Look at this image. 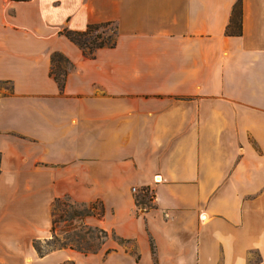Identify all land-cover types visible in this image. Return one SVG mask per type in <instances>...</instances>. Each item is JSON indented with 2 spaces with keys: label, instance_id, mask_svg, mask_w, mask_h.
<instances>
[{
  "label": "crops",
  "instance_id": "obj_1",
  "mask_svg": "<svg viewBox=\"0 0 264 264\" xmlns=\"http://www.w3.org/2000/svg\"><path fill=\"white\" fill-rule=\"evenodd\" d=\"M235 1L0 0V264H264V0L230 35ZM104 21L92 58L60 32ZM55 197L101 201L96 252L36 253Z\"/></svg>",
  "mask_w": 264,
  "mask_h": 264
},
{
  "label": "trees",
  "instance_id": "obj_2",
  "mask_svg": "<svg viewBox=\"0 0 264 264\" xmlns=\"http://www.w3.org/2000/svg\"><path fill=\"white\" fill-rule=\"evenodd\" d=\"M15 1H25V0H15ZM241 0H236L232 6L228 23L225 27L226 34L237 35L241 31ZM113 25V35H105L103 29L107 26ZM115 25L110 21L104 22H91L86 24L83 30H71L63 28L60 32L64 34L71 42L77 45L82 53L89 58L94 57V52L100 47H113L116 40V32L114 31ZM51 65L49 68V75L57 82L58 86L63 87L66 75L69 69L72 66V63L69 59L59 51H54L51 54ZM7 82L0 81V84H5ZM150 188L142 187L135 194L136 205L142 208H149L150 205L147 204V201L153 198V192L149 195ZM98 206V210L96 207ZM103 205L101 201L95 200L88 203L85 207V212L77 209L73 206L72 203L68 201L67 198L55 197L51 204V214H52V224L50 228L51 238L45 241L46 245L49 248L42 250L40 244L37 240H34L32 245L39 256H43L48 252L54 249L70 248L77 250L78 252L87 255L89 253H94L99 249V246L92 247L88 241H86V236H89L93 233L94 230H97L95 237L97 239L104 238L108 235V232L99 227H90L86 224H83L86 229L84 233L75 232V237L80 238V241L77 245L67 244L65 242H60L57 237V222L60 219H65L64 217H70L79 221H83L86 216H94L100 218L103 215ZM81 225V224H80ZM71 228L76 231V225H71ZM93 237V236H89ZM120 243L124 242V239L118 238ZM103 240H100V244ZM81 243H85L86 246H82ZM150 249L154 253L153 242L150 241Z\"/></svg>",
  "mask_w": 264,
  "mask_h": 264
},
{
  "label": "rangeland",
  "instance_id": "obj_3",
  "mask_svg": "<svg viewBox=\"0 0 264 264\" xmlns=\"http://www.w3.org/2000/svg\"><path fill=\"white\" fill-rule=\"evenodd\" d=\"M114 26L111 25V26H107L105 27V29H103V31L105 32V35H113V29ZM114 31L116 32V30L114 29ZM10 90V85L9 84H0V93H5L7 91ZM152 193V191H149V195ZM69 201V200H68ZM70 202V201H69ZM71 203V202H70ZM74 207H76L77 209H80L82 211L85 212V207H86V204H74L72 203ZM147 204L152 206V199L147 201ZM96 210H98V206L96 207ZM65 219H60L58 222H57V237H58V240L60 242H65L67 244H73L74 246L77 245L80 241V238L78 237H75V232H80V233H84V231L86 230L83 226L84 223V219L83 221H79V220H76V219H72L70 217H64ZM81 224V225H80ZM71 225H76L77 228L75 229L76 231H74L72 228H71ZM88 226V225H87ZM91 227V226H90ZM93 228V227H92ZM95 234H97V230H94L93 233L89 236H93V237H89V236H86V241H88L87 243H89L92 247H97L99 246L100 247V240H105L106 238L110 237L109 235H107L106 237L104 238H101V239H97L95 237ZM111 237H113V239H115L118 243H120L118 241V239L116 237H114V235H111ZM51 238V233H50V236L46 239H43V240H37L38 241V244H40V247L42 250H46L48 247V245H46L45 241L47 239H50ZM36 240V239H33V241ZM32 241V243H33ZM124 243V242H122ZM82 246H86L85 243H81ZM35 250V249H34ZM56 250V249H54ZM73 251L77 252V253H80L78 252L77 250H74L72 249ZM37 253V252H36ZM49 253V252H48ZM81 254V253H80ZM37 258V257H35ZM40 264H48V260H45L43 262H41ZM64 264H70V263H64Z\"/></svg>",
  "mask_w": 264,
  "mask_h": 264
},
{
  "label": "built area",
  "instance_id": "obj_4",
  "mask_svg": "<svg viewBox=\"0 0 264 264\" xmlns=\"http://www.w3.org/2000/svg\"><path fill=\"white\" fill-rule=\"evenodd\" d=\"M132 190L135 192L136 190H135V188H132Z\"/></svg>",
  "mask_w": 264,
  "mask_h": 264
}]
</instances>
